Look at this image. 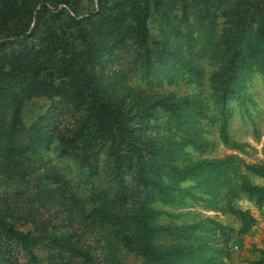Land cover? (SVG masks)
<instances>
[{
    "label": "trees",
    "instance_id": "trees-1",
    "mask_svg": "<svg viewBox=\"0 0 264 264\" xmlns=\"http://www.w3.org/2000/svg\"><path fill=\"white\" fill-rule=\"evenodd\" d=\"M82 1L0 0V189L15 184L0 190V264H99L97 252L121 264L118 249L141 264H218L212 246L193 242L196 225L161 224L153 205L205 202L245 233L255 220L235 201L264 205V187L249 179L264 167L193 159L188 149L209 145L198 96L147 91L129 75L150 87L199 85L206 59L218 133L239 148L226 134L228 105L247 112V82L264 83V0ZM124 51L127 68L112 70ZM34 99L49 105L27 122ZM51 146L78 180L103 177L86 206L58 196L65 181L44 159ZM54 204L65 212L56 224L41 218ZM256 252L249 264H264V244Z\"/></svg>",
    "mask_w": 264,
    "mask_h": 264
},
{
    "label": "rangeland",
    "instance_id": "rangeland-1",
    "mask_svg": "<svg viewBox=\"0 0 264 264\" xmlns=\"http://www.w3.org/2000/svg\"><path fill=\"white\" fill-rule=\"evenodd\" d=\"M90 0H83L82 5L89 7ZM220 29V28H218ZM128 52L120 53L114 62L109 63L112 70H118L119 67L127 68L129 60ZM201 66L204 70V77L199 85H189L180 83L178 85L163 84L161 86H147L140 82L136 75H129V83L133 86L145 89L151 92H175L176 95H195L205 107L207 117L200 120L199 126L203 140H206L209 145L203 151L188 149L187 151L193 159H223L228 156L238 157L247 164L262 165L264 167V83L260 76H253L246 84V92L249 100L247 101V112H240V108L236 103H229V108H232L233 113L226 128L228 140L239 148L233 147L231 144H226L221 139L218 133V123L213 112L212 100L210 98L209 84L207 76L213 66L209 61L203 59ZM49 103L46 100L34 99L24 110L27 122L29 116L38 111H45ZM53 146L49 150L44 151V159L52 164L63 168L65 184L58 189V196L66 202H70L65 197L73 195L76 197V204L80 203L86 206L87 197L94 189L100 187L105 181L101 178H95L91 182H82L76 177L77 171L70 165V161L59 158L53 152ZM70 165V169L65 167ZM106 168L104 157L98 162V171L103 173ZM249 179L253 184L264 187V177L249 175ZM104 185V184H103ZM15 184L8 183L3 185V188L10 190ZM1 188L0 190H3ZM235 205L241 209H247L253 216L254 225L245 233L239 232V223L227 213L221 210L207 206L205 202L187 201L186 204L178 206H169L163 204H154L153 207L164 212L158 218V222L168 225H196L194 236L199 240L193 241L195 244L204 242L212 246L215 251L213 256L218 264H249L259 256L256 249H259L264 244V205L257 206L253 202L246 199L235 201ZM43 211L42 219H47L50 223L56 224L62 221L61 214L63 208L61 205L54 204ZM79 208H77L78 210ZM78 212V211H77ZM45 213V214H44ZM79 213V212H78ZM78 216V215H77ZM79 221V220H78ZM206 238L201 240L200 238ZM158 242L165 244L172 243L171 239H158ZM121 264H141L138 257L132 254L123 253L117 250ZM101 259L99 264H109L103 260L102 254L98 253Z\"/></svg>",
    "mask_w": 264,
    "mask_h": 264
}]
</instances>
